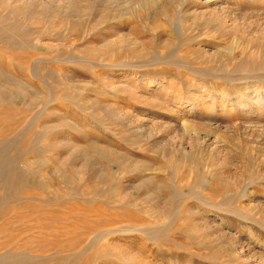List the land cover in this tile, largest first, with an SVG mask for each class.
Here are the masks:
<instances>
[{
	"label": "rangeland",
	"instance_id": "rangeland-1",
	"mask_svg": "<svg viewBox=\"0 0 264 264\" xmlns=\"http://www.w3.org/2000/svg\"><path fill=\"white\" fill-rule=\"evenodd\" d=\"M0 144V264H264V0H0Z\"/></svg>",
	"mask_w": 264,
	"mask_h": 264
},
{
	"label": "bare ground",
	"instance_id": "bare-ground-1",
	"mask_svg": "<svg viewBox=\"0 0 264 264\" xmlns=\"http://www.w3.org/2000/svg\"><path fill=\"white\" fill-rule=\"evenodd\" d=\"M14 55H16L17 57H19L17 54H14ZM12 56H13V54H12ZM24 60H27V58L29 57V56H27V55H24V56H21ZM3 143V142H2ZM5 143H7L6 141H5ZM5 143H3V144H5ZM1 145V144H0ZM27 145V144H26ZM3 156V155H2ZM8 157H9V155H8ZM14 157V156H13ZM4 159V158H3ZM7 159V158H6ZM10 160V159H9ZM12 160V159H11ZM7 161V160H6ZM9 164H10V162H9Z\"/></svg>",
	"mask_w": 264,
	"mask_h": 264
}]
</instances>
